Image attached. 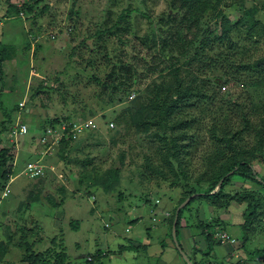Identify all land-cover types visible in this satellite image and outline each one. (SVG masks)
Returning a JSON list of instances; mask_svg holds the SVG:
<instances>
[{"label":"rangeland","instance_id":"1","mask_svg":"<svg viewBox=\"0 0 264 264\" xmlns=\"http://www.w3.org/2000/svg\"><path fill=\"white\" fill-rule=\"evenodd\" d=\"M28 1L39 3L32 16L24 13L11 17L16 12L10 9L11 4L19 11ZM263 4L264 0H231L226 13L235 20L241 14L240 7L259 9ZM47 5L50 11L40 16L39 12ZM129 9L139 12L132 14L128 21L130 34H122L128 43L120 44L118 38L107 36L104 41L97 42L95 32L105 29L107 23L108 26L115 23ZM168 11L167 0H0V41L18 50L17 60L7 62L0 75V148H11L13 157L8 158L6 165L11 169L7 179L10 195L3 198V192H0V239L10 242L3 264H25L24 249L19 246L23 234L17 229V224L25 221L24 229L29 234V242L34 243V252H44L56 239V245L66 251L71 264H82L80 256L87 257L98 250L110 251L111 255L96 264L186 263L177 244L173 245L170 239L165 220L167 212L173 214L182 192H178L179 188L174 190L169 185L171 182L153 175L143 165L148 159L156 160L153 137L163 128L151 124L147 127L145 121L135 127L121 122L120 118L121 113L129 108L136 115L151 113L152 117L159 113L154 101L162 105L163 90L159 86L163 82L162 73L165 71L166 74L168 70L152 69L159 64L158 58L164 49L162 43L169 36V31L158 24L159 18ZM263 15L260 12L257 18H264ZM153 39L156 46H152ZM79 44L82 47L79 48ZM93 48H99L101 52ZM165 51L170 55L169 60L180 53ZM217 51L221 50L217 47ZM128 53L135 56L130 58ZM129 61L139 69L132 86L127 83L111 94L110 90L105 92L95 82L94 75L101 81H109L106 73L115 65ZM173 62H167L168 66ZM124 76L128 77L127 74ZM241 91L246 90L222 87L226 96ZM157 93L160 99L156 97ZM257 94H253V99L258 103L264 99V90ZM24 102L26 107L27 103H32L33 114L24 115L25 109L16 113L17 105L20 107ZM66 116L73 117V126L84 124L90 127L75 140L73 151L64 150L60 143L52 146L53 154L45 161L48 168L45 178L30 180L23 173L24 166L36 161L37 151L47 149V144L39 145V138L43 137L44 130L56 129L51 127L55 118ZM161 118L158 116L159 121ZM6 120L7 126L3 130L1 124ZM25 122L31 126L28 132L15 135V127ZM110 123H114V128L109 129ZM95 125V129L92 128ZM49 137L46 141L51 144L53 139L51 135ZM63 152L66 153L64 156ZM88 158L93 159L92 166L86 164ZM71 159H77L78 164H68ZM111 169H120L119 184L111 193L105 194L94 187V180ZM58 171L63 173L62 177L58 176L62 174ZM148 197L151 204L145 203ZM34 199L41 201L35 203L31 211L27 202ZM156 200L160 201L157 209ZM55 203L60 205L53 206ZM190 209L192 211L186 213L189 222L196 220L197 210L200 219L208 221L216 212L202 201ZM245 209L246 205H236L229 214L216 213L229 223L226 229L236 240L234 244L225 243L218 246L215 253L213 248L212 255L204 256L209 251L206 240L188 223L178 236L183 252L193 259L192 254L198 252L195 258L201 264L212 260L218 264H238L239 257L245 264H264V253H257L264 248V216L260 217L262 222L256 220L249 230L250 242L237 256L235 248L243 242L240 224ZM14 211H17L16 215ZM25 214V221L21 222L19 219ZM135 218L138 221L132 222ZM77 222L79 227L72 228L71 225ZM105 225L110 228L106 229ZM29 229L34 231L28 233ZM8 235L12 236L9 238ZM124 244L133 247L122 256L112 255L118 246Z\"/></svg>","mask_w":264,"mask_h":264},{"label":"trees","instance_id":"2","mask_svg":"<svg viewBox=\"0 0 264 264\" xmlns=\"http://www.w3.org/2000/svg\"><path fill=\"white\" fill-rule=\"evenodd\" d=\"M167 1L169 11L159 18L158 24L160 28H166L169 31V36L162 43L164 49L158 58L159 64L152 69L160 70L161 67L163 71L168 70L166 74L165 71L162 73L163 82L159 86L163 90L162 105L159 106L157 101H154L159 113L152 117L151 113L136 115L129 108L121 113V122H127L136 127L145 121L148 123L147 127L151 124L160 125L163 128L162 132L157 131L153 137L156 143V160L148 159L143 165L153 175L171 182L169 185L173 189L179 188L178 192H182V198L178 201L173 214L167 212L168 218H165L173 245H175L173 240L175 221L177 241L180 231L186 229L188 223L201 232L209 250L203 254L204 256L212 255L213 248L222 244L215 238L217 233H227L235 243L236 240L226 229L229 223L222 220L219 215L216 216V213L229 214L234 206L246 205L242 213L244 220L240 224L244 233L243 242L240 247L239 245L236 247L239 257L240 251H243L250 242L249 230L256 220L262 222L263 219L260 217L264 216V99L259 100L258 103L253 99L254 93L258 96L257 92L264 90V18H257L260 12L264 14V4L259 9L240 7V16L233 20L226 13L231 0ZM38 5V1H28L18 11V8L15 9V6L11 4L10 9L16 11L11 17L15 18L24 13L30 17L36 11L35 9H38ZM49 11L50 7L47 5L41 9L39 15ZM135 12L139 10H126L115 23L109 26L107 23L105 29L96 31L94 35L97 42L104 41L107 36L118 38L120 44L126 43L122 34H130L131 26L128 21ZM152 41V46H156V41L154 39ZM80 47H82L81 44H79ZM217 47L221 50L220 52H216ZM99 48H93V50L101 52ZM74 50H72L73 53ZM165 50L180 52V55L176 57L172 55L175 59L169 60L170 55L165 53ZM17 51L15 46L0 41V75L4 73L7 62L17 60ZM128 56L132 58L135 55L132 53L131 56L128 53ZM181 59H184V62H181ZM169 61L174 62L168 66ZM136 66L130 61L121 62L120 66L115 65L110 72L106 73L109 81H101L100 77L94 75L95 82L105 92L110 90L113 94L127 83L133 85V78L139 71ZM219 73L221 75H218ZM125 74L128 77H125ZM227 86L240 87L246 91L226 96L222 92V87L227 89ZM156 97L161 98L159 93ZM138 100L139 98L132 104L135 105ZM17 108L16 113L19 114L21 110L19 105ZM160 115L162 118L159 121ZM5 117L9 120L8 114H5ZM7 122L6 120L1 124L3 130L6 129ZM73 122L72 116L55 118L51 122V127L60 128L61 124H67V131H70ZM1 142L0 139V144ZM73 144H76L73 135L68 133L60 142L64 150L73 151ZM65 154V152L62 153L63 156ZM9 157L13 159L11 148H0L1 193L8 185L7 179L11 169H8L6 165ZM92 160L88 158L85 162L88 166H92L94 164ZM68 162H70L68 164H78L79 161L71 159ZM120 173V169L107 171L101 178L94 180L96 181L94 187L100 188L105 194L111 193L119 184ZM149 178L153 179L152 176ZM165 181L162 182L166 183ZM221 181H223L222 185L217 191ZM249 183L251 185L247 186ZM178 185L180 187H176ZM192 196L194 198L177 214L179 207ZM40 201L36 202L34 199L27 202L28 208L32 211L34 204ZM201 201L215 209L214 216L210 217L209 221L202 220L197 210L196 220L189 222L186 213L192 211L190 207L193 204ZM145 203L151 204V198H146ZM159 203L160 201L156 200L155 209L158 208ZM59 205L55 203L53 206ZM16 213L17 211H14V215ZM8 215L11 213L3 216ZM25 217L26 214L19 220L24 222ZM136 221L138 219L132 220V222ZM26 223L27 221L24 224L20 222L17 224V229L23 234L19 246L24 249L25 264H71L66 251L56 245V239L53 240V246L44 252H34V243L29 242V234L24 229ZM185 223L187 226H184ZM71 226L77 228L79 223ZM31 231L34 229H29L28 233ZM126 232H129V229ZM10 236L12 235H8L9 238ZM8 243L10 242L0 239V264H3L7 258ZM229 243L232 244V242ZM178 244L182 249L179 241ZM132 247L130 244L120 245L112 255L122 256ZM257 253H264V248L259 249ZM197 254L198 252L192 254L194 259L188 255L192 258L190 260L193 264H201L196 261ZM110 255V251L98 250L94 254H88L87 257L80 256V262L96 264ZM237 259L240 264L242 257ZM203 264L206 263L203 262ZM208 264L218 263L212 260V262L208 261Z\"/></svg>","mask_w":264,"mask_h":264},{"label":"built area","instance_id":"3","mask_svg":"<svg viewBox=\"0 0 264 264\" xmlns=\"http://www.w3.org/2000/svg\"><path fill=\"white\" fill-rule=\"evenodd\" d=\"M23 106V104H21V107ZM114 123H110L109 127L110 128H114ZM74 127V128H73ZM70 131L68 130V126L66 124H63L61 128H57V129H49L46 133V136L43 137L42 139V143L43 144H47V139L50 138L49 136L51 135V137L54 139L52 142V145L57 144L58 142H60L66 135L68 134H72L74 139H77L78 136H80L82 133H84L85 131H87V128L90 127L89 125H74ZM96 127L92 126V128ZM15 135L18 136H22L25 135L28 132V126L27 124L21 123L18 126L15 127ZM95 129V128H94ZM78 132V133H77ZM77 133V134H76ZM44 170H45V165L40 161L37 160L35 162H31L29 164H27V166L24 169V173H26L25 175L30 177V178H38L44 175ZM5 197L8 196V191H5L3 194ZM94 199V197H93ZM106 227H110L109 225H106ZM215 238L218 241H221L222 244L225 243H229L232 242L234 243V241L231 239L230 235H228L227 233H217Z\"/></svg>","mask_w":264,"mask_h":264},{"label":"clouds","instance_id":"4","mask_svg":"<svg viewBox=\"0 0 264 264\" xmlns=\"http://www.w3.org/2000/svg\"><path fill=\"white\" fill-rule=\"evenodd\" d=\"M23 15V14H22ZM21 104H23V106L21 107ZM20 104V108H21V110L22 109H25L27 112H25L24 113V115H26V113L27 114H33V112H34V109L31 107V104L32 103H30V104H28L27 103V107H26V102H24V103H21ZM19 119H21L22 120V116L20 115V117H19ZM24 124H27V126H28V130H29V127H31L30 126V124L29 123H24ZM108 127V126H107ZM109 128V127H108ZM57 129V128H56ZM110 129H112V128H110ZM49 130V129H48ZM47 130V131H48ZM47 131L46 130H44V134L42 135L43 137H45L46 136V133H47ZM43 137L42 138H39V144H41V145H43V143H42V139H43ZM53 139V138H52ZM73 139H74V137H73ZM54 140V139H53ZM74 140H76V139H74ZM53 142V141H52ZM61 142V141H60ZM60 142H58L57 144H55V145H58ZM52 146H54V145H52V143L51 144H48L47 143V149L46 150H43L41 153H40V158H38V159H36L35 158V160L37 161V160H40L44 165H45V170H44V175L43 176H41V177H38V178H30V177H28V176H26L25 174V176L26 177H28L29 179H31V180H38V179H44L45 178V176H46V172H47V170H48V168L46 167V159L47 158H49V156H51L52 154H53V151H52ZM49 150L51 151V152H49ZM37 155V154H36ZM32 162H35V161H32ZM31 163V162H30ZM27 165H25L24 166V169H25V167H26ZM24 173V172H23ZM5 191H8V196L10 195V187H9V184L6 186V189L4 190V192ZM4 192H3V194H4ZM2 194V196H3V198H7L8 196H4ZM105 227H106V225H105ZM232 244H234V243H232ZM223 245V244H222ZM90 260V259H89ZM238 260V259H237Z\"/></svg>","mask_w":264,"mask_h":264},{"label":"water","instance_id":"5","mask_svg":"<svg viewBox=\"0 0 264 264\" xmlns=\"http://www.w3.org/2000/svg\"><path fill=\"white\" fill-rule=\"evenodd\" d=\"M222 182L219 184L218 188H217V191L220 189L221 185H222ZM194 198V196L188 198L178 209L177 211V214L178 212L183 208L185 207L192 199ZM173 240L174 242L177 244V248L179 249V251L181 252V254L183 255V258L185 259L186 263L187 264H193V262L189 259L188 255H186L183 250L181 249V247L179 246V244L177 243V235H176V221H175V225L173 227Z\"/></svg>","mask_w":264,"mask_h":264},{"label":"crops","instance_id":"6","mask_svg":"<svg viewBox=\"0 0 264 264\" xmlns=\"http://www.w3.org/2000/svg\"><path fill=\"white\" fill-rule=\"evenodd\" d=\"M26 26H27V22H26ZM19 70H23L22 68H19ZM43 151V150H42ZM41 150L40 151H37V155L35 156V158L36 159H38V158H40V153L42 152ZM59 172V171H58ZM59 173H62V172H59ZM58 176H63V173L62 174H59ZM31 180V179H30ZM35 181V180H34ZM136 219V218H135ZM135 219H133V220H135ZM222 245V244H221ZM120 246H118V248H119ZM217 248H219L218 246H215L214 247V253H215V251L217 250ZM236 249V248H235ZM220 253V252H219ZM219 253H217L218 255H219ZM220 258V257H219ZM258 258V257H257ZM184 259V258H183ZM252 259H254V257H252ZM184 261H185V259H184ZM186 262V261H185ZM185 264V263H184Z\"/></svg>","mask_w":264,"mask_h":264}]
</instances>
